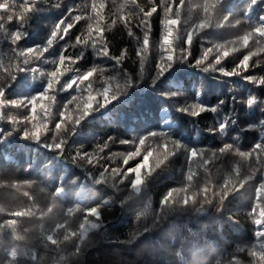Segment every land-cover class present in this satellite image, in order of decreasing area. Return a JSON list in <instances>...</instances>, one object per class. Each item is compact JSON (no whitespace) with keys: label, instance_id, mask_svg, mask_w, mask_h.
I'll return each mask as SVG.
<instances>
[{"label":"trees","instance_id":"obj_1","mask_svg":"<svg viewBox=\"0 0 264 264\" xmlns=\"http://www.w3.org/2000/svg\"><path fill=\"white\" fill-rule=\"evenodd\" d=\"M0 3L10 6L8 10H0L3 23V27H0V81L7 79L5 68L10 67L16 76L8 89V99L30 98L42 91L47 83V73L54 70V61L58 60L61 49L65 44L76 45L77 36H87L89 24L93 26L90 39H100L95 32L99 26L104 29L103 38L110 54L118 56L121 50L127 49L128 58L121 65H115V61L98 57L89 42L85 47H69L64 52L66 57L74 58L82 51L83 59L76 65L66 61L62 69L78 67L83 72L93 65L105 69L91 78L96 90L102 88L104 79L109 75H117L121 85L125 72L138 81L135 87L129 88L126 96L95 111L75 126L74 133L64 136L66 144L62 153L44 146L51 142L50 134L42 137L40 142L23 138L22 129L31 127L23 121L29 115L30 106L5 109L6 115L16 116L20 123L13 125L7 119H0V129L6 134L10 133L0 137V207L3 208L0 211V264H7L11 259L8 253L12 248L18 252V264H228L233 256L239 264H259L249 250L255 246L259 251L264 244V240L255 235L257 231L264 230L255 223L257 219H264L260 216V210L264 209V194L256 191L264 182V154L260 161L255 156L243 160L236 149L247 152L254 144L264 142V126L259 123L264 120V85L244 79L248 75L257 78L264 75V38L254 35L247 48L237 38L251 31L259 17L264 16V0H257L253 6L251 0H207L209 13L206 22L209 27L202 30H194V25L205 16V0H184L183 5H180V0H31V6L35 8L32 12H24V8L30 6L29 0H0ZM93 3L96 5L95 11ZM169 4L173 10L179 7L181 12L180 24L174 28V37L178 35L179 39H174L172 54L179 57L180 49H185L186 59L174 63L173 68L153 87L152 78L156 75V64L162 54V20ZM154 5L157 12L150 18V48L141 73L136 56L137 37L142 39L144 31L141 9L147 11ZM229 12L231 16L225 22L223 17ZM245 13L250 14V19ZM8 15L13 16L12 21L7 20ZM20 15L26 17L22 28L18 19ZM75 16L83 19L75 21L71 18ZM61 19L74 25L68 35L63 40L54 41V46L40 60L28 56L30 63L23 64L25 57L17 53L21 49L43 44L53 26ZM236 20L241 23L237 25ZM17 28L26 30L28 34L19 45H13L10 33ZM129 31L135 35L129 36ZM190 31L193 37L189 46L185 41ZM217 45L224 47L217 48ZM208 48L213 51L207 60L197 66L196 60L201 59ZM233 48L239 50L232 52ZM225 49L230 51V55L223 58L217 67H223L225 71L236 69L240 74L225 76L218 71H204L209 63L214 62L215 56ZM248 51H257L259 55L252 57L247 70L236 68ZM17 64L27 70L18 71L15 67ZM114 65L122 71L114 72ZM74 74L67 72L61 82L71 79ZM116 82L113 81V85ZM58 87L49 93L56 97L54 104L43 101L54 114L63 110L64 102L71 95H80L78 90L65 92L59 91ZM85 87L81 85V89ZM167 92H178L180 95L175 98L162 95ZM195 93L200 95L196 96ZM250 96L259 101L251 108L241 103ZM220 100L225 103L219 106L217 112L207 111L192 116L177 110L185 104L203 103L216 107ZM70 109L74 110L75 105H71ZM71 114L78 113L73 111ZM43 115L38 106L37 122L41 121ZM225 118L229 121L227 128L220 132L219 123L224 122ZM56 119L58 117L53 115L50 128ZM151 131L169 132L172 139L179 140L188 148L201 149L204 155L192 163L182 148L166 167L153 174L142 192L131 199H127L130 195L127 181L118 183L115 188L111 180L107 184L93 182V177L99 178V173L105 169L110 171L124 167L123 155L133 151L135 145L121 141H135ZM147 143L153 144V141ZM224 144H232L233 149L221 154L218 149ZM101 148L104 150L100 151ZM78 152L87 153L93 163L77 157ZM138 160L130 161V165ZM202 160H207V165H203ZM237 165L238 177L233 174ZM189 166L194 173L195 185L202 186L210 180L211 190L207 199L212 203H205L204 197L199 195L195 205L168 215L152 227L153 220L161 213L163 196L171 189L184 187ZM229 174H232V183L238 191H233L221 201L220 187ZM249 176L251 179L246 180L242 188L239 187V181ZM60 186L64 188L63 194L54 197L56 187ZM212 190L216 192L215 196ZM26 192L28 196L24 195ZM174 195L182 198L185 193ZM104 200L110 203L100 209V228L91 230L83 244L77 238H72L82 248L80 254L71 255L75 250L74 245L72 241L63 240L62 231L57 232L55 237L61 241L58 246L51 245L45 239L57 223L65 221L70 230L79 231V223L86 215L83 209L102 204ZM121 201L124 203L121 204ZM201 206L204 211H195ZM48 207L52 208L51 212H47ZM69 208L74 209L71 216L67 215ZM22 210H30L33 215L19 218L12 215ZM41 212L47 215L41 216ZM10 219L17 221L15 232L6 225ZM89 220L95 221V218L89 217ZM145 226H150L151 231L130 244L125 243ZM17 235L24 238L18 240L15 238ZM237 248L244 251L238 252ZM177 251L180 252L179 256L176 255ZM60 256H64L65 260H60Z\"/></svg>","mask_w":264,"mask_h":264},{"label":"snow or ice","instance_id":"obj_2","mask_svg":"<svg viewBox=\"0 0 264 264\" xmlns=\"http://www.w3.org/2000/svg\"><path fill=\"white\" fill-rule=\"evenodd\" d=\"M134 2V0H133ZM257 0H251V5H256ZM184 4V0H180V5ZM29 7L24 8V12H32L35 11L34 6H31V0H29ZM8 3H0V10H8ZM103 7V4L100 5ZM123 7V5H121ZM93 10H96V5L93 3ZM205 13L204 18L200 19L197 25H194V30H202L206 27H209V24L206 22L208 19L209 13V5L207 0H205V5L203 8ZM71 13V10H69ZM143 13V19L141 23L143 24L144 31L142 39L137 37V48H136V56L139 60V68L141 73L145 68L148 57V50L150 48V33H151V24L150 18L154 13L157 12V7L154 5L149 10L144 11L141 9ZM180 8L177 7L173 10L171 4L165 9V19L162 20V24L164 27V32L161 37L160 48L162 51L160 61L156 64V75L152 78V86L156 87L157 82L165 76L166 73L169 72L170 69L173 68L174 63L183 61L186 59L184 55L185 49H180L179 57L174 56L172 53L174 49L172 47L174 43V39H179V36L174 37V28H176L180 24ZM231 16V12L223 17L225 22L229 21ZM245 16H248L250 19V14L245 13ZM75 21H80L83 19L81 16L71 17ZM18 19L21 21V28L23 24L26 22V17L24 15H20ZM102 19V17L100 18ZM122 20H125L124 17H121ZM8 21L13 20L12 15L7 16ZM126 22V21H125ZM235 23L238 25L241 23L240 20H236ZM97 25H99V20L97 21ZM73 23H68L65 19L59 20L52 28L49 36L46 38L43 44L34 45L33 47H29L26 49H21L17 55L20 57H25L22 61L23 64L27 65L30 61L27 59L28 56H31L34 60H40L44 53L48 52L54 46V41L63 40L69 33V31L73 28ZM0 27H3L2 17H0ZM21 28H17L15 31L10 33L11 43L13 45H19L21 41H23L27 36L26 30H21ZM88 35L85 37L77 36L76 37V45H80L82 47L88 46L89 42L91 43V47L95 49V53L98 57H104L115 61V65H121L124 60L128 58V50H121L118 56H112L110 54L108 44L103 38L104 29L99 26L96 27L95 32L99 35L100 39H90L93 33V26L89 24ZM129 36H134L135 33L129 31ZM254 35H258L259 38H264V16H260L256 25L251 28V31L246 32L244 35L238 37L237 39L242 42V46L247 48L249 46V41L252 39ZM193 37V32L187 33V39L185 43L187 45H191ZM76 45H68L65 44L61 49L60 55L57 61H54L55 68L54 70L47 73V83L44 89L38 92L35 95L29 97H23L18 99H8L7 92L8 89L12 86L11 81L16 80V76L11 72L10 67L5 68L4 71L8 73L7 79L0 81V119H7L11 124L16 125L20 123L16 116L6 115L5 109L8 108H27L30 106L29 115L23 118L25 124H30L31 127H24L22 129L23 138L27 140H35L37 142L41 141L42 137H48L50 134V143H45L44 146L46 148L52 149L57 153H62L64 151V146L66 144V140L63 138L68 133H74L75 126L80 125V123L89 115L94 113L95 111L106 108L112 102L118 100L121 97H124L128 94L129 88L135 87V84L138 81L134 80V78L128 74H123V84L119 82V77L117 75H109L103 81V86L101 89L96 90L93 88V78L97 73H103L105 69L99 68L96 65L84 70L80 71L78 67L68 68L62 66L65 65L66 61H69L72 65L78 64L80 60L83 59V52L73 57H66L64 52L67 51L69 47H75ZM217 48H223V45H217ZM239 49L233 48L232 52L238 51ZM213 51L212 48H208L201 59L196 60V65L200 66L205 60H207L209 53ZM264 51V50H262ZM230 55V51L228 49L223 50L220 54L215 56V60L213 63H209L207 67L204 68V71H218L223 73L225 76H236L240 73L233 69L232 71H225L223 67H217L221 64L223 58H227ZM259 55L257 51H248L247 54L242 56L239 63L236 65V68H242L247 70L250 67L249 61L253 56ZM113 66L114 72H121L122 69H117ZM2 67V65H0ZM18 71H24L27 69L21 68L19 64L15 65ZM31 71H37V69H31ZM74 72L75 74L71 77V79L66 80L65 82H61L62 78L66 75L67 72ZM245 80L258 85H264V75L260 77L256 76H245ZM113 81H117L113 85ZM81 85H86L85 88L81 89ZM57 86L59 91H68V90H78L80 95H71L69 99H67L63 104V110L58 113H52L51 109L46 105L43 101H48L51 104H54L56 101L55 95H50V92L57 90ZM96 92L94 95L93 92ZM162 95L168 96L170 98H175L180 95L178 92H167L162 93ZM196 96H199L200 93H195ZM39 101V104H38ZM225 101L220 100L219 104L216 107H208L203 103L192 104V105H183L180 106L177 110L182 113H189L192 116H199L201 113L211 111L217 112L220 105H223ZM241 103L246 104L247 107L251 108L252 106L259 103L256 97L250 96L246 101H241ZM71 105H75V109H70ZM43 111L44 115L40 122H37V107ZM78 113L76 115L71 114V112ZM53 115L57 116L53 123V127H49V123L52 122ZM30 117V119H29ZM228 119L225 118L224 122H220L218 126V130L220 132H224L227 128ZM167 123V122H166ZM260 125L264 126V120L259 122ZM170 127V125H169ZM5 135H10V133L6 134L2 129H0V137ZM151 140L153 144H148L147 142ZM121 143L127 144L132 143L135 145L133 151L127 152L123 155L122 168H112L110 171L105 169L99 173V178L93 177V182L95 184H107L109 180L113 181L112 187H117L118 183L123 181H127L130 187V195L127 199H131L133 195L140 194L142 189L147 185L150 179L153 177V174L158 170L166 167L170 162L171 158L177 154L179 150L183 148V150L188 154L189 161L195 163L197 158L203 157V150L197 148H188L184 146L179 140L172 139L171 133L163 132V131H151L148 132L144 136H140L135 141H121ZM107 147V145H105ZM233 149L232 144H224L223 147L218 149V152L223 154L225 152H229ZM104 149L101 148L100 151ZM236 152L243 160H248L249 158L255 156L257 161H260L261 155L264 154V142L256 143L253 145L252 149L244 152L236 149ZM215 155V153H213ZM77 157L86 159L89 164L93 163V159L88 156L87 153L81 154L77 153ZM138 162L130 165V161ZM75 159V158H74ZM207 160H202L203 165H207ZM233 174L237 177L239 176V165H237L233 169ZM120 178L117 180V178ZM251 179V176L247 177L245 180L239 181V187H243L246 183V180ZM194 181V173L192 172L191 166H189L188 174L186 176V183L184 187L180 189H171L169 190L162 198L160 202L161 213L157 215V217L153 220L152 227L158 225L160 221L167 217L168 215L186 210L190 205H195L197 203V196L202 195L204 197L205 203H212V201L208 200V194L211 190L210 188V180L206 181L202 186H197L193 183ZM28 183V182H25ZM15 186V185H12ZM196 188V191L193 189ZM233 191H238V188L235 184L232 183V174H229L225 180L223 185L220 187L219 199L223 201L226 199ZM258 193L264 194V182H261L259 187L256 190ZM64 192V188L62 186L56 187L55 192L53 193L54 197H60ZM185 193L182 198H178L174 195V193ZM190 193V194H189ZM213 196L216 195V192L212 190ZM25 196H28V193H24ZM110 203L109 200H104L102 204H98L96 206L87 207L83 209L86 213L84 219L81 223H79V231L70 230L68 226V222L57 223L55 225V229L51 234L45 236V239L51 243L53 246H58L61 241L56 237L57 232H63V240L64 241H72V238H77L81 244L84 243L88 233L91 230H95L100 228V217H101V207L106 206ZM124 201H121L123 204ZM0 211H3V208L0 207ZM52 208L48 207L47 212H51ZM195 211L202 212L204 211L203 206L200 208H196ZM74 212V209L69 208L67 210V215L71 216ZM14 217H24L33 215V213L29 211H16L12 213ZM47 213L41 212V216H45ZM260 216L264 217V209L260 210ZM89 217H94L95 221L89 220ZM140 216H137L139 219ZM17 221L15 219H10L6 221V225L12 227L13 232H15V225ZM257 225H260L262 229H264V219H257L255 221ZM151 231L150 226L143 227L142 230H138L130 240L125 241V243H132L137 239V237L148 233ZM257 237H260L264 240V230L257 231L255 234ZM16 239H23V236L17 235ZM74 245V251L71 255L75 256L81 253L82 248L79 245L75 244V241H72ZM58 250V249H57ZM237 251H244L242 248H237ZM249 254L257 258L259 264H264V244L261 245L260 250L257 251L255 246L249 250ZM8 255L11 257L8 260L7 264H18L16 258L18 256V252L15 248H12ZM176 255L179 256L180 252L177 251ZM60 260H65L64 256H60ZM219 264V262H218ZM228 264H239V261L233 256L232 260L228 262Z\"/></svg>","mask_w":264,"mask_h":264}]
</instances>
